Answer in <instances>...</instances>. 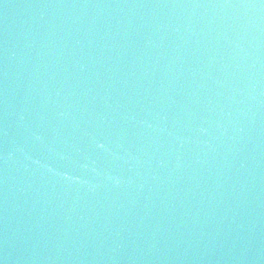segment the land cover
Instances as JSON below:
<instances>
[{"label": "water", "instance_id": "obj_1", "mask_svg": "<svg viewBox=\"0 0 264 264\" xmlns=\"http://www.w3.org/2000/svg\"><path fill=\"white\" fill-rule=\"evenodd\" d=\"M0 264H264V0L0 24Z\"/></svg>", "mask_w": 264, "mask_h": 264}]
</instances>
